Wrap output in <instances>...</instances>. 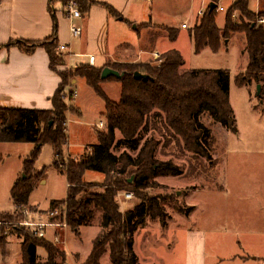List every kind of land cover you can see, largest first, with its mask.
<instances>
[{"label":"rangeland","instance_id":"rangeland-1","mask_svg":"<svg viewBox=\"0 0 264 264\" xmlns=\"http://www.w3.org/2000/svg\"><path fill=\"white\" fill-rule=\"evenodd\" d=\"M237 1L218 0V10L224 8V12L217 10L220 28L225 24L226 12ZM140 3L148 13L144 21L152 20L151 29L142 25L137 30L133 29L134 26H122L121 29L111 25V52H116L118 56L135 54L149 58L153 49L161 53L177 49L184 58L182 72L227 70L230 73V102L237 132L204 116L202 122L211 129L213 143L208 149V157L203 158L187 151L163 120L150 118L149 125L139 135L142 145L154 139L157 143L156 159L173 162L180 167L182 175L159 177L148 189L140 192L142 196L161 199L168 216V226L163 228L157 220L147 218L146 224L135 234L134 250L144 260L143 264H185L191 240L204 237L202 251L206 264H250L255 258L259 259L256 264H264V97L258 94V84L239 86L236 81L249 64L245 36L235 34L228 46L218 53L204 49L196 54L188 31L202 17L199 12L204 13L212 0H162L156 7L155 2ZM56 7H62L61 3L57 2ZM257 8L258 0H249V9L253 11ZM234 16L238 19L239 12H235ZM183 24L188 26V30L182 28ZM167 28L178 30L175 40L170 39ZM75 89L79 96L75 101L82 104L83 110L69 123L68 142L59 163L67 162L71 155L84 154L89 146L97 143V131H104L97 127L105 121L100 114L105 107L104 101L83 79L78 80ZM103 89L111 100H119L120 87L116 83H105ZM74 102L68 103L69 109H76ZM121 139L122 135L117 132L116 141ZM33 149L31 143L0 142V213L11 214L15 219L12 222L0 221L12 223L8 233L13 236L7 240L6 254L0 246V264H32L23 259L21 238L14 232L17 228L24 229L20 226L21 222L62 223L61 206L53 211L50 207L53 201L67 197L68 183L65 173L53 166L56 157L51 145L42 147L34 166L41 175L30 196L31 208H26L29 213L12 204L10 190L22 173L24 159L31 155ZM124 152L134 158L137 156V153L125 148L113 149L117 156ZM104 179V174L96 171H87L84 175L87 183H101ZM126 194H131L132 198L126 199ZM117 202L125 213L142 200L132 192H122L117 196ZM5 227L8 226L1 227L2 231ZM169 227L171 233L167 232ZM100 230L96 222L93 226L81 228L79 234L70 228L57 232L60 242L56 245L66 252V261L58 260L57 264H84ZM188 231L194 232L190 235L192 238L188 239ZM45 233V239L54 242L56 229L47 227ZM38 255L35 264H48V255L43 248L38 249ZM101 264H112L109 254L103 256Z\"/></svg>","mask_w":264,"mask_h":264},{"label":"trees","instance_id":"trees-1","mask_svg":"<svg viewBox=\"0 0 264 264\" xmlns=\"http://www.w3.org/2000/svg\"><path fill=\"white\" fill-rule=\"evenodd\" d=\"M65 4V0H60ZM217 7L210 5L195 26L189 29L194 52L210 49L218 53L228 46L235 34L245 36L249 64L244 73L237 77L239 86L261 85L264 97V9L254 13L249 9V0H238L225 16V24L217 23L218 0H212ZM90 0L80 1L81 13H86ZM115 17L119 14L109 5H104ZM239 12L238 19L234 13ZM143 27L148 25H142ZM141 27V26H140ZM138 27V28H140ZM171 40L177 38L178 30L167 28ZM47 49L51 67L64 65V57L57 55V39L43 43ZM16 46L30 54L38 46L29 42H18ZM184 58L178 50H169L160 55L155 62H108L103 68L91 65L78 66L74 71L60 73L62 84L52 99V110L0 108V142L31 143L34 149L24 159L22 173L10 190V198L15 208L30 207V196L40 175L35 163L42 147L51 145L55 153L54 168L62 170L67 178V197L53 201L50 210L62 208V223L79 234L83 227L96 222L100 232L93 241L92 249L84 264H101L104 255L109 254L112 264H140L135 253V234L146 224L147 218L157 220L167 228L168 216L160 198L140 195L154 180L162 176H180V167L173 162H160L156 159L157 143L154 139L142 145L141 131L149 125L150 118H158L183 143L184 148L199 157H208V149L213 143L212 131L203 124L202 118L209 117L215 124L237 132L236 120L230 102V73L227 70L196 69L181 71ZM105 67L118 71L122 77L101 79ZM139 72L149 76L147 81L136 80ZM81 78L104 101V131H97V143L78 156H69L67 162L59 163L64 156L68 142L67 115L76 109H69L61 97L65 85ZM114 82L120 87V98L111 100L103 89L105 83ZM64 88V89H63ZM122 139L116 141V133ZM125 148L137 153L134 158L124 152L120 156L113 149ZM87 171L104 174L101 183H87ZM135 176L132 184L128 179ZM122 192H132L142 200L133 209L122 213L117 196ZM31 208V207H30ZM13 215L0 213V221L12 222ZM15 229V228H14ZM22 239L24 260L37 262V249L43 248L48 264L66 261V252L53 242L30 233L15 229ZM2 245V242H1Z\"/></svg>","mask_w":264,"mask_h":264},{"label":"crops","instance_id":"crops-1","mask_svg":"<svg viewBox=\"0 0 264 264\" xmlns=\"http://www.w3.org/2000/svg\"><path fill=\"white\" fill-rule=\"evenodd\" d=\"M90 1L94 3L90 5L88 12L83 13L81 19L74 20L64 13V6L58 0H0V108L52 110V99L62 84L60 73L72 71L81 65H90L89 55L95 56L94 67L103 68L108 62H155L154 57L157 54L161 55L169 51L161 53L153 49L149 52V58H142L135 54L118 56L116 52H111L109 48L111 25L115 24V27L121 29L122 26L130 28L134 26V30L141 25H148L150 27H145L151 29L152 20L144 21L148 13L136 0ZM57 2L62 6L58 7L59 9L56 7ZM153 2L156 7L162 0H153ZM104 5L112 7L119 17L112 16ZM263 9L264 0H258L257 10L252 12L258 13ZM73 23L83 26L84 33L81 37H71L70 27ZM55 38L58 47L66 45L68 50L61 53L58 47L56 48L57 55L64 57V65H57L53 69L50 55L42 44ZM18 42H29L38 46L28 54L16 46ZM79 79L81 78L74 79L71 85L65 87L70 86L76 91L75 85ZM107 84H114V82ZM74 104L76 111H69L67 115L68 132L72 117L81 115L83 110L82 104L79 105L76 101ZM103 112L104 110H101L100 114ZM103 123L105 125V121ZM67 154L71 155L70 152ZM57 232L62 233L63 230L56 229ZM167 232L171 233V227ZM187 233H189L188 239L192 238L190 235L194 232ZM11 237H13L12 234L8 233L0 241L5 254L7 240ZM21 239L19 242L24 259L23 239ZM198 243L199 246L196 247ZM203 243L204 237L191 240L187 248L185 264H206L202 251ZM38 249L37 256H39ZM136 255L139 263L143 264L144 260H141L139 254L136 253ZM258 260V258L251 259L250 264H256ZM152 264L155 263L152 262Z\"/></svg>","mask_w":264,"mask_h":264},{"label":"built area","instance_id":"built-area-1","mask_svg":"<svg viewBox=\"0 0 264 264\" xmlns=\"http://www.w3.org/2000/svg\"><path fill=\"white\" fill-rule=\"evenodd\" d=\"M54 1V0H53ZM60 1V0H58ZM65 4H64V13L70 18V19H81L82 18V13L80 10V1L81 0H65ZM138 2L144 1V2H153V0H136ZM218 11L223 12L224 8L220 7ZM199 15H203V12L200 11ZM260 23H264V19L260 21ZM182 28L187 29L188 26L186 24L182 25ZM84 33V28L82 25L80 24H72L70 27V34L71 37L73 38H78L81 37ZM68 47L66 45H62L58 47V51L61 53L67 52ZM158 56V55H156ZM89 64L91 66L94 65L95 62V56L93 55H89ZM61 97L66 101L67 105L68 103L71 104L73 103L76 98H78V93L77 91L73 90L70 86L64 89V91L61 94ZM104 123H100L99 125H97L98 128L103 129L104 128ZM126 199H130L132 198L131 194H126L125 195ZM23 212L29 213L26 209L23 210ZM52 216H54V213L51 214ZM4 224V225H3ZM11 224V225H10ZM7 225L8 227H5L2 231V226ZM20 226L24 229H26L27 231H29L30 233L38 236L39 238H45L46 237V233H45V229L47 227H52L55 229H67L68 226L66 223H51V222H28V221H23L20 223ZM10 227H12V223L9 224H5V223H1L0 222V241L8 234L9 230L11 229ZM60 242V236L59 234H55L54 237V244H58Z\"/></svg>","mask_w":264,"mask_h":264},{"label":"water","instance_id":"water-1","mask_svg":"<svg viewBox=\"0 0 264 264\" xmlns=\"http://www.w3.org/2000/svg\"><path fill=\"white\" fill-rule=\"evenodd\" d=\"M216 7H217V5H216L214 2H212V3L210 4V10H211V11L215 10ZM134 28H135V27H134ZM110 77H115V78H117V79H120V78L122 77V75H121L118 71H116V70H114V69H112V68L105 67V68L103 69V71H102L101 79H102V80H106V79H108V78H110ZM134 78H135L136 80H144V81H147V80L149 79V76H147V75H143V74H141V73H139V72H136V73L134 74ZM257 89H258V94L260 95V94H261V85L258 84ZM134 178H135V177H132V179H129V180H128V183L132 184L133 181H134Z\"/></svg>","mask_w":264,"mask_h":264}]
</instances>
